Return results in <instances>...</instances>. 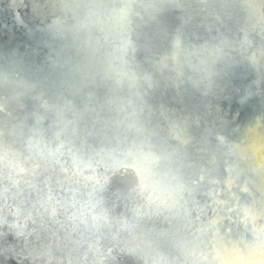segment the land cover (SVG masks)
<instances>
[{
    "label": "water",
    "instance_id": "water-1",
    "mask_svg": "<svg viewBox=\"0 0 264 264\" xmlns=\"http://www.w3.org/2000/svg\"><path fill=\"white\" fill-rule=\"evenodd\" d=\"M124 133L145 154L217 136L231 164L204 199L234 198L207 219L216 196L188 205L187 258L264 264V0H0L5 200L60 217L82 163Z\"/></svg>",
    "mask_w": 264,
    "mask_h": 264
},
{
    "label": "bare ground",
    "instance_id": "bare-ground-1",
    "mask_svg": "<svg viewBox=\"0 0 264 264\" xmlns=\"http://www.w3.org/2000/svg\"><path fill=\"white\" fill-rule=\"evenodd\" d=\"M123 113L134 118L127 106ZM125 137L112 135L102 158L82 163L60 217L25 213L0 193V264H211L197 251L187 258L184 230L188 205L204 199L206 182L227 177L223 142L208 134L197 149L145 154ZM231 192L207 195L201 207L216 196L219 208L206 219L231 208Z\"/></svg>",
    "mask_w": 264,
    "mask_h": 264
}]
</instances>
